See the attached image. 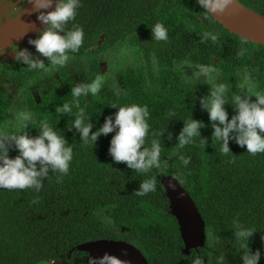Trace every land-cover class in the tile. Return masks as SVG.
I'll list each match as a JSON object with an SVG mask.
<instances>
[{
	"label": "trees",
	"instance_id": "obj_1",
	"mask_svg": "<svg viewBox=\"0 0 264 264\" xmlns=\"http://www.w3.org/2000/svg\"><path fill=\"white\" fill-rule=\"evenodd\" d=\"M238 1L264 15V0ZM81 2L76 20L68 28L72 23L83 27L84 44L78 53L68 55L84 60L81 83H90L100 75L103 84L98 95L79 97V104L92 119L93 132L118 110L111 108L113 104L147 105V144L153 138L152 132L167 130L164 136L155 137L162 148L160 167L138 175L126 164L114 163L108 149L115 133L101 136L96 146H82L75 129L67 130L74 116L56 111L74 99L70 92L75 83L65 75L64 89L56 90L41 109H35V116L23 115L30 112L26 110L9 115L2 111L4 107L0 108V131H28L34 137L39 134L40 122L47 121L65 135L74 153L69 174L57 182L58 174L50 172L40 193L32 189H0V244L17 245L19 248L10 252L19 250L30 261L59 254L72 255V264H89L87 253L75 248L89 241L114 239L136 246L150 264H192L197 254L205 264H215L216 256L221 254L225 255V264H243L233 231V221L239 217L242 224L257 231L249 247L253 253L261 251L259 264H264V153L253 156L246 147L230 141L233 154H221L220 145L212 140L208 114L201 110L198 101L196 106L194 102L195 96L207 95L210 86L187 79L182 70L211 65L216 69L214 75L219 76L217 84L228 86L229 99L245 93L251 98L252 92L264 94V46L231 34L205 14L196 0ZM158 22L168 30L167 42L152 40L149 27ZM204 32L219 34L217 43H200ZM118 48L116 55L122 57L118 58L115 71L123 60L125 67L118 74L114 71L109 75V66L105 73L100 55ZM242 50L244 55L239 56ZM9 71L0 64V76L7 77ZM243 85L247 86L244 95ZM117 89L120 95L114 94ZM225 107L231 119L233 109L230 104ZM77 111L73 107V113ZM170 112H175V116H169ZM191 117L204 123L200 131L207 142L197 137L192 144L180 148L176 137L183 121ZM168 133L173 135L171 141ZM9 155L15 158L18 153L11 151ZM181 155L191 157L187 167L179 160ZM152 175L158 181L156 191L144 197L133 195L141 181ZM168 175L181 182L206 223L205 247L192 250L189 255L184 254L179 224L162 185L163 177ZM34 199L38 202L32 203Z\"/></svg>",
	"mask_w": 264,
	"mask_h": 264
},
{
	"label": "clouds",
	"instance_id": "obj_2",
	"mask_svg": "<svg viewBox=\"0 0 264 264\" xmlns=\"http://www.w3.org/2000/svg\"><path fill=\"white\" fill-rule=\"evenodd\" d=\"M5 0H3V3ZM9 2V0H7ZM32 6L33 13L37 14V20L43 25L35 39H29L28 44L35 48L34 56L28 49H19L15 53L17 64L27 66L29 71L46 70L49 66L64 67L69 61L68 53H78L84 44L85 33L83 27L74 22L78 15V10L82 7L81 0H24ZM235 3V0H196V4L208 15H222ZM32 13V14H33ZM152 40L154 42H167L168 30L162 23H155L149 27ZM219 34L204 32L200 43L211 40L217 43ZM6 49L0 47V56L5 55ZM243 56V50L238 53ZM46 58L49 61L45 66ZM216 69L211 65H200L193 72L192 79L201 82L209 87L207 95L194 97L195 106L198 101L202 111L208 114L213 129V143L220 145L222 155L232 153L230 141L239 147L247 149V153L255 156L264 153V94L252 92L251 98L245 93L244 96L234 95L230 99L227 96L228 86L224 83H213L216 79L214 74ZM202 78H206L203 79ZM103 77L97 75L90 83H75L71 87V96L74 98L71 103H64L58 106L56 111L62 115L74 116L71 123L67 124L69 132L75 129L79 135L82 146H96L101 136H108L115 133L110 141L108 154L116 164L124 163L127 168L133 170L138 175H145L154 168L160 167L161 143L158 136H164L163 132H152L153 137L150 145L146 138L150 135V125L148 120L150 112L147 105L131 104L118 107L113 104L111 108L118 109L113 115L105 118V122L95 132L92 131L94 125L86 109L79 104V97L91 94L96 96L101 91ZM120 95L117 89L114 93ZM255 97V100L252 98ZM231 105L234 114L229 119V112L226 105ZM73 107L78 111L73 113ZM175 112H170L169 116H175ZM28 128V125H25ZM205 125L202 121L188 119L183 121V128L180 131L177 145L184 148L194 142V138L201 137V129ZM39 134L30 136L28 131L22 133H9L0 131V189L6 190H27L32 189L40 193L44 186V181L49 179V173L58 174L57 182L63 176L69 174L73 161V147L69 144L65 135H60L47 121H41ZM173 135L168 133V140H172ZM16 151L15 158L10 157V152ZM233 154V153H232ZM179 160L187 167L191 162V157L179 156ZM157 178L152 175L148 179L141 181L138 190L133 195L137 197L147 196L155 192L157 188ZM34 199L32 203H37ZM235 241L240 244L243 264H259L262 253L257 249L254 253L249 247L250 239L256 234L254 228L245 226L239 221V217L233 221ZM264 240V236L261 237ZM126 255V253H124ZM225 255L216 256L215 264H225ZM89 264H125L118 257L105 253L102 257H92ZM192 264H205V260L200 255L192 259Z\"/></svg>",
	"mask_w": 264,
	"mask_h": 264
},
{
	"label": "water",
	"instance_id": "obj_3",
	"mask_svg": "<svg viewBox=\"0 0 264 264\" xmlns=\"http://www.w3.org/2000/svg\"><path fill=\"white\" fill-rule=\"evenodd\" d=\"M32 13V6L27 5L15 17L0 21V47L9 50L38 36L43 25L37 20V14ZM212 17L231 34L264 46V15L247 8L238 0L224 14H214ZM104 39L103 35L100 45ZM162 185L169 199L171 213L179 224L184 254L189 255L192 250L204 248L207 240L206 223L191 195L176 177L164 176ZM75 250L89 254L90 258L102 257L107 252L125 264H149L141 250L123 240L89 241L78 245Z\"/></svg>",
	"mask_w": 264,
	"mask_h": 264
},
{
	"label": "flooded vegetation",
	"instance_id": "obj_4",
	"mask_svg": "<svg viewBox=\"0 0 264 264\" xmlns=\"http://www.w3.org/2000/svg\"><path fill=\"white\" fill-rule=\"evenodd\" d=\"M27 5L24 0H9V2L5 0L4 3L3 0H0V21L15 17V14L19 10L21 13ZM21 7L23 8L20 9ZM17 48L21 50L28 49L34 56L36 55L35 48L26 42L21 46L6 50L7 53L0 56V64L10 68L7 77L0 76V91L2 92V95L0 94V108L4 107L2 111L5 110L9 115H13L19 110H26L30 112H23V115L27 116L28 113H32L35 116V109H41L47 100L53 98L52 95L56 90L64 89L65 75L74 83L81 81V78H75L72 75H78L82 72L81 65L84 60L69 58L64 67L49 66L46 70L29 71L26 65L16 63L14 52ZM43 59L47 67L49 61L46 58ZM12 248L19 247L17 245L0 244V264H72V255L64 257L58 254L51 255L42 261H30L19 250L11 253L10 249ZM87 255L90 258L89 254ZM148 263L150 264L149 261Z\"/></svg>",
	"mask_w": 264,
	"mask_h": 264
},
{
	"label": "rangeland",
	"instance_id": "obj_5",
	"mask_svg": "<svg viewBox=\"0 0 264 264\" xmlns=\"http://www.w3.org/2000/svg\"><path fill=\"white\" fill-rule=\"evenodd\" d=\"M22 8L23 7H21L20 9H22ZM19 13H20V10L15 15H18ZM118 50H119V48L116 51H113V52H111V51L110 52L109 51H105V52L101 53V55H100V61H102V65L104 66L105 73H108V67L107 66H109V75H111L115 71V65L118 63V58L122 57V56H117L116 55L117 52H118ZM119 66H120V69L117 70V71H115L113 74H118V72L121 71L125 67V61L123 60L122 61V64L119 65ZM182 70L186 74V78L187 79H192V74H193L194 71L197 70V68L191 69L189 67H184V68H182ZM78 75L81 76V73L78 74ZM78 75L73 74L72 76H74L75 78H81ZM214 76L216 77V79H214L213 82L214 83H216V82L218 83V80H219L218 77L219 76L218 75H214ZM203 79H206V78H202V80ZM192 80L195 81L194 79H192ZM79 83H81V81H79ZM241 89H243V95H244V93H245V91L247 89V86L246 85H243ZM118 238L122 239L123 237H118Z\"/></svg>",
	"mask_w": 264,
	"mask_h": 264
}]
</instances>
